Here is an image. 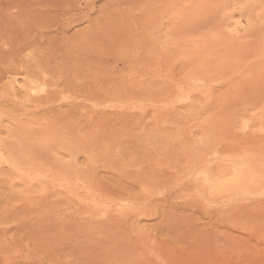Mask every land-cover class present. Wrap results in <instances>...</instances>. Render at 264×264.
Masks as SVG:
<instances>
[{"label": "rangeland", "instance_id": "obj_1", "mask_svg": "<svg viewBox=\"0 0 264 264\" xmlns=\"http://www.w3.org/2000/svg\"><path fill=\"white\" fill-rule=\"evenodd\" d=\"M0 46V264H264V0H0Z\"/></svg>", "mask_w": 264, "mask_h": 264}, {"label": "bare ground", "instance_id": "obj_2", "mask_svg": "<svg viewBox=\"0 0 264 264\" xmlns=\"http://www.w3.org/2000/svg\"><path fill=\"white\" fill-rule=\"evenodd\" d=\"M5 51H7V50H3V49L1 48V46H0V53H2V52L4 53ZM7 52H8V51H7ZM4 54H5V53H4ZM4 54H3V55H4ZM26 70H28V69H26ZM25 86L28 87L27 84H26ZM252 95H253V94H252ZM248 107H249V106H248ZM244 127H245V126H244ZM244 129H245V128H244ZM219 157H220V156H219ZM197 158H198V157H197ZM197 158H195V160H196ZM186 160H187V159H186ZM197 160H198V159H197ZM202 161H203V160H202ZM187 163H188V162H187ZM190 166H191V165H190ZM125 223H126V222H125Z\"/></svg>", "mask_w": 264, "mask_h": 264}]
</instances>
